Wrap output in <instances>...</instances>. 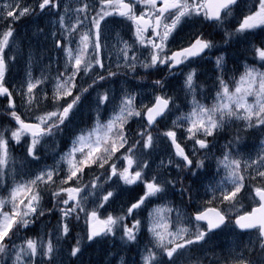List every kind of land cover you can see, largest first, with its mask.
Instances as JSON below:
<instances>
[{
  "label": "snow or ice",
  "instance_id": "6c2138e0",
  "mask_svg": "<svg viewBox=\"0 0 264 264\" xmlns=\"http://www.w3.org/2000/svg\"><path fill=\"white\" fill-rule=\"evenodd\" d=\"M45 15L63 67L53 77L29 52L13 91L14 25ZM185 26L195 33L178 43ZM234 43L251 55L242 71L228 67ZM213 56L205 92L193 64ZM161 73L182 77V99ZM0 97V264H94L85 254L109 242L101 264H264V0H0ZM85 104L89 125L48 164L44 145ZM45 217L56 225L34 231ZM145 231L140 260H126L120 245Z\"/></svg>",
  "mask_w": 264,
  "mask_h": 264
},
{
  "label": "rangeland",
  "instance_id": "374dc122",
  "mask_svg": "<svg viewBox=\"0 0 264 264\" xmlns=\"http://www.w3.org/2000/svg\"><path fill=\"white\" fill-rule=\"evenodd\" d=\"M78 0H63V3H77ZM37 17L35 18H25L22 19L18 24L14 25V27L16 28V44L13 48L14 51H18L19 49H23L22 52L19 53L18 55V63L16 65H14L12 67V75L9 77V74L6 76V80H7V86L8 83L10 85V88L15 91L16 86H18L21 81H23L25 79V72H26V68H25V56L31 52L33 55L38 54V52L40 54H42L44 56V63H47L50 59L51 61V69H50V75L51 76H55L56 72H57V68H61L63 67V59L61 58L59 61V64L57 63V51L56 49L53 47V41L51 39V37L48 35V31L50 29L51 24L55 23V17L53 16H41V23L43 25V27L45 28V33L43 34L44 40L45 42H43L41 40V35L40 37H38V34L36 33V24L37 22ZM111 27V26H110ZM118 31L121 33V35L123 36L121 29H118ZM189 33L194 34L195 30L191 29L189 26H185L184 29L182 31H180L179 35L177 36V42L178 43H185L186 41L184 40V37L186 35H188ZM123 38L125 39V37L123 36ZM173 47L176 46V44L172 45ZM62 56V54H61ZM215 57L210 58L209 60H213L214 61ZM246 62L242 63L241 65V71L243 70V66ZM39 71H37L35 73V75L38 77L39 76ZM172 78L173 82L176 84H182V77L178 74L176 77H169ZM238 78V75H237ZM43 87V86H42ZM49 92L51 90V85L47 86ZM169 89L171 90V86L169 84ZM178 90H180L178 88ZM214 95V94H213ZM17 103H18V107H19V100L20 98L18 96L15 97ZM69 100L71 99L70 97L68 98ZM211 100H207L206 103L211 104ZM6 107V103H5V98L4 97H0V110L5 109ZM21 112L24 111V109L22 107H20ZM186 110V109H185ZM89 117H90V112L89 109L87 107V104H85L80 111H78L75 115V117L72 120V123H70L67 127V129L65 130L64 136H63V140L65 142V145H62V151H66L67 147L70 145V139H71V135L73 132L77 131L78 128H83L89 125ZM75 123V124H74ZM6 126L3 122L0 121V128ZM178 136H179V130H178ZM179 142L183 143V146L185 145V143L188 144V148L190 149L191 146V142L190 141H185L183 138L179 139ZM259 143V141L257 139H255L254 141H252L249 144L250 150L254 153L256 151V149L254 147H252L253 145H257ZM61 151V152H62ZM60 153V152H59ZM53 156H56V158L58 159L59 156L57 155L56 152H51L50 153V160H46L45 161L48 164H52L53 163ZM153 163L154 164H159V160L156 159L155 157L153 158ZM97 171H100L99 169H97ZM88 180L90 178H92L93 173L88 170ZM85 179V177H84ZM202 195V193H201ZM128 194H124L122 195V197L115 203V205L113 206L117 211L119 210L120 206L122 203L126 202L127 198H128ZM247 206V205H245ZM146 215V214H145ZM58 216V213H57ZM51 223V225L55 226L57 223V219L56 218H51L49 217V219L43 221V223L41 224L40 222L38 223V226H36L35 228H37L36 232H42V230L49 224ZM83 226V221L80 222V225L77 227L76 232L73 233V236L76 235L77 232L80 231V228ZM147 237V233L146 231L143 232L140 236V244L139 246H132L134 248V250H132V256L135 253V257H136V261L138 262L140 260V253L143 252L144 246L147 245L148 243V239L145 240V238ZM229 238L226 235H221L220 237L217 238L216 243H226L227 240ZM119 243V241H118ZM121 246H125V247H129L131 245H120ZM110 247H112L111 242H109L108 244L105 245H96L93 250H91L90 252V256H92V259L94 261V264H100L101 261L103 259L108 258V254L106 250H109ZM211 247V246H209ZM106 249V250H105ZM122 256V253H120ZM211 253H207V256L209 258H211Z\"/></svg>",
  "mask_w": 264,
  "mask_h": 264
},
{
  "label": "trees",
  "instance_id": "16d2710c",
  "mask_svg": "<svg viewBox=\"0 0 264 264\" xmlns=\"http://www.w3.org/2000/svg\"><path fill=\"white\" fill-rule=\"evenodd\" d=\"M39 20V19H38ZM215 35V39L218 40V42L220 41V35L218 36L217 34H214ZM40 36V35H38ZM229 57L232 61H234L233 59L236 58L237 59H240V58H244V59H248V60H251V55L247 53V50L244 46V43H241L239 45H236L235 43L232 45V47L229 49ZM12 71V69H11ZM203 73L206 72V67H203L202 70ZM200 81L203 83V89L204 91H209V89L211 88L210 84H211V80L207 78L206 74H201L200 75ZM213 82V81H212ZM250 140V139H249ZM86 172V171H85ZM177 201L179 200L177 197L175 198ZM43 221L49 219V217H45V218H42ZM39 223V222H38ZM37 228H34V231H36ZM30 235L32 233H29ZM91 250L93 249H90L86 254H85V257L84 259L87 260V259H92V256H90V252Z\"/></svg>",
  "mask_w": 264,
  "mask_h": 264
},
{
  "label": "flooded vegetation",
  "instance_id": "af4514ba",
  "mask_svg": "<svg viewBox=\"0 0 264 264\" xmlns=\"http://www.w3.org/2000/svg\"><path fill=\"white\" fill-rule=\"evenodd\" d=\"M186 43V42H185Z\"/></svg>",
  "mask_w": 264,
  "mask_h": 264
}]
</instances>
